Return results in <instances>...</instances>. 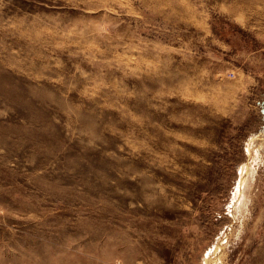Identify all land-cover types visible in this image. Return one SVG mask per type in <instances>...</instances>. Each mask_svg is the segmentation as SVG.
I'll list each match as a JSON object with an SVG mask.
<instances>
[{
    "label": "rangeland",
    "instance_id": "374dc122",
    "mask_svg": "<svg viewBox=\"0 0 264 264\" xmlns=\"http://www.w3.org/2000/svg\"><path fill=\"white\" fill-rule=\"evenodd\" d=\"M0 264H264V0H0Z\"/></svg>",
    "mask_w": 264,
    "mask_h": 264
}]
</instances>
